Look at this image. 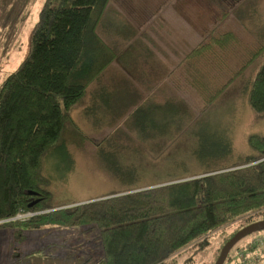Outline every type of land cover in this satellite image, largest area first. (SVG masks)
Listing matches in <instances>:
<instances>
[{
	"label": "rangeland",
	"instance_id": "obj_1",
	"mask_svg": "<svg viewBox=\"0 0 264 264\" xmlns=\"http://www.w3.org/2000/svg\"><path fill=\"white\" fill-rule=\"evenodd\" d=\"M45 2L28 8L15 34L0 32V85L29 53ZM103 31L117 60L71 111L64 139L73 163L44 160L52 209L196 177L206 165L195 156L201 146L226 142L245 155L248 136L264 132V114L246 98V77L221 90L264 42V0H112ZM215 36L235 40L221 48ZM137 109L144 111L136 115ZM262 220L264 209L229 221L181 250L177 264H215L232 235ZM40 245L72 262L95 264L104 257L95 225L35 231L8 225L0 227V264H13L15 253ZM224 264H264V230L239 241Z\"/></svg>",
	"mask_w": 264,
	"mask_h": 264
},
{
	"label": "trees",
	"instance_id": "obj_2",
	"mask_svg": "<svg viewBox=\"0 0 264 264\" xmlns=\"http://www.w3.org/2000/svg\"><path fill=\"white\" fill-rule=\"evenodd\" d=\"M35 1L0 0V32L15 34ZM111 2L46 0L30 35L29 53L0 85V222L12 220L0 227L35 231L95 225L104 247V257L95 264H177L176 255L192 243L241 215L264 209V132L248 136L245 155L226 142L201 146L195 156L206 165L196 177L52 209L53 193L47 187L52 181L44 172V160L73 163L64 139L71 111L82 104L91 83L117 60L103 31ZM215 38L221 48L235 40ZM244 77L250 107L264 114V42L221 90ZM141 111L137 109L136 115ZM170 121L175 122L174 114ZM29 214L26 220H13ZM46 248L40 245L32 253H15L13 264L89 261L51 257Z\"/></svg>",
	"mask_w": 264,
	"mask_h": 264
},
{
	"label": "water",
	"instance_id": "obj_3",
	"mask_svg": "<svg viewBox=\"0 0 264 264\" xmlns=\"http://www.w3.org/2000/svg\"><path fill=\"white\" fill-rule=\"evenodd\" d=\"M175 183H177V182H175ZM170 184H172V183H170ZM84 204H87V203H84ZM261 230H264V220L252 223V224L248 225L247 227H245L244 229H242L239 232H237L223 246V248L221 250V254H220V256H219V258H218V260L216 261L215 264H224L225 261L227 260L228 256H229L230 251L235 247V245L239 241H241L246 236H248V235H250V234H252L254 232L261 231Z\"/></svg>",
	"mask_w": 264,
	"mask_h": 264
}]
</instances>
